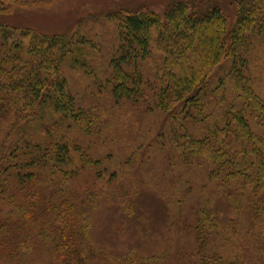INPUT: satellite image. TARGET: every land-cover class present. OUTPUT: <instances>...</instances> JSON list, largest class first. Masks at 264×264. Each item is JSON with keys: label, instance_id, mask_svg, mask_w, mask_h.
Masks as SVG:
<instances>
[{"label": "trees", "instance_id": "obj_1", "mask_svg": "<svg viewBox=\"0 0 264 264\" xmlns=\"http://www.w3.org/2000/svg\"><path fill=\"white\" fill-rule=\"evenodd\" d=\"M26 5L0 0V12ZM233 5L231 21L219 5L200 0L175 2L163 17L148 10L113 14L118 44L103 83L85 53L86 39L0 26L1 252L21 261L41 239L53 249L51 264L164 261L135 251L99 253L88 213L79 218L95 203L64 192L98 163L77 136L84 141L102 131L97 101L77 99L68 87L67 72H74L116 107L141 105L165 114L164 148L201 166L226 201V215L211 201L193 212L194 250L179 264H264V99L250 86L244 57L250 39L264 41V0ZM224 63L222 77L217 73ZM193 116L214 123L195 136L181 124Z\"/></svg>", "mask_w": 264, "mask_h": 264}, {"label": "rangeland", "instance_id": "obj_2", "mask_svg": "<svg viewBox=\"0 0 264 264\" xmlns=\"http://www.w3.org/2000/svg\"><path fill=\"white\" fill-rule=\"evenodd\" d=\"M178 1L26 0V7L0 12V26L86 39L89 48L84 52L89 53L95 76L103 83L118 44L117 24L110 17L122 10H148L163 17L167 7ZM200 1L219 5L231 21L234 0ZM246 46L250 86L264 99V41L254 37ZM154 61L153 57L148 63ZM149 64L145 63L147 68ZM227 68L228 63H224L217 74L223 77ZM67 78L77 99L97 101L95 111L102 125L97 138H76L81 149L83 145L89 148V156L98 161L97 165L78 173L69 189H64L95 203L90 206L91 212L83 210L79 215L81 218L88 213L90 239L99 253L108 256L135 251L138 256L162 257V264H179L194 250L190 225L193 212L211 201L217 213L226 215V201L215 195L201 166L182 159L173 148H164L167 142L162 138L169 128L165 114L141 105L116 107L107 96H97L91 82L80 75L67 72ZM213 123L211 117L193 116L181 124L201 136ZM73 217L82 225L77 216ZM35 247L32 252H23L26 256L21 261L0 251V264H51L52 247L41 239ZM252 256L258 258V252Z\"/></svg>", "mask_w": 264, "mask_h": 264}]
</instances>
